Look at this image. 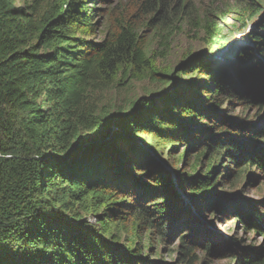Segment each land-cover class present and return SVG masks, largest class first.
I'll use <instances>...</instances> for the list:
<instances>
[{
	"label": "trees",
	"instance_id": "trees-1",
	"mask_svg": "<svg viewBox=\"0 0 264 264\" xmlns=\"http://www.w3.org/2000/svg\"><path fill=\"white\" fill-rule=\"evenodd\" d=\"M12 1L0 0V264H165L153 242L182 231L189 215L180 193L215 207L210 197L221 174L212 175L223 162L264 171V155L242 143L258 133L238 134L245 128L232 126L216 100L256 101L255 115L264 111V13L244 31L260 1L229 0L191 19L207 52L244 31V43L221 55L234 72L227 80L216 75L210 53L153 71L150 60L166 56L169 31L189 22L186 0H126L148 17L108 15L99 41L88 38L97 33L96 6L106 0H63L50 11L39 0ZM144 78L172 93L158 102H117L119 90ZM109 91L113 100L97 110L96 98ZM189 150L197 155L186 164ZM235 209L264 234L257 213ZM189 236L178 237L181 264L195 261ZM203 246L207 258L218 251ZM249 249L242 264H264V253Z\"/></svg>",
	"mask_w": 264,
	"mask_h": 264
},
{
	"label": "rangeland",
	"instance_id": "rangeland-1",
	"mask_svg": "<svg viewBox=\"0 0 264 264\" xmlns=\"http://www.w3.org/2000/svg\"><path fill=\"white\" fill-rule=\"evenodd\" d=\"M63 0H39L40 6L43 10H49ZM260 1V2H259ZM260 3V9L255 16H252L248 21H245L244 31L253 29V24L259 19L260 15L264 13V0H258ZM14 5H21V0H13ZM229 5V0H186V8L184 9L187 16L190 18L188 24L184 23L179 25L177 28H172L169 31V38L167 40L168 52L164 58H151L150 62L153 71L156 73H162L165 71H170L176 68L181 61H184L187 54L191 56L195 55L200 58H204L205 54L210 53L209 61L213 62L216 75L220 78L221 74L225 76V79L231 78L234 74L233 70L229 67L228 63L222 60L221 55L224 49L231 47L233 45H239L244 43V37L242 33L231 32L222 42L221 48H217L212 52H207L204 48L203 42L201 40V35L195 30L192 25L191 19H199V17L207 11H217L220 6L227 7ZM100 12L94 20L97 24V33L94 36H90L88 41L101 40L104 35V21L106 16L122 14L129 19L134 16L133 20L142 21L148 16L137 11L135 7L130 5L129 1L119 0H106L105 3H100L96 6ZM167 23H169L167 21ZM140 35L147 41L151 38L150 31L148 29L143 30ZM154 42L149 43V49L154 48ZM245 62V60H242ZM236 70L242 71L243 66L240 70L235 66ZM254 74H258L255 71ZM260 74V73H259ZM257 79H254L256 82ZM264 85V80L262 81ZM152 90L153 95L156 96H146L144 90ZM161 89V90H158ZM170 89L156 84L150 81L148 78H144L141 81L134 82L129 89H122L117 92V102L120 103L128 97H132L135 100L144 99L146 101H160L162 94L166 92L169 93ZM164 93H161L163 92ZM221 92V91H220ZM161 93V94H160ZM172 91L170 90L171 94ZM222 94V93H220ZM113 91L106 92L103 95H99L95 102L97 104L96 109L100 110L102 106H107L108 102L113 100ZM146 96V97H145ZM181 96H184L181 95ZM216 100L220 101V107L218 108L219 113L227 117L228 122L232 126L240 125L244 130L238 131V134H243L250 136L252 133H258L257 138L251 140L242 141L245 147L256 149L264 155V111L259 112L256 116V101L253 104L247 102H236L232 99H228L223 95H218ZM5 116L8 117V122L12 124L14 116L11 110H4ZM223 128L230 134H237L236 128H232L229 124H221ZM220 124L217 128L221 127ZM222 128V127H221ZM18 127H15L17 130ZM213 139H215L212 136ZM247 139H250L247 137ZM177 151L174 152L175 155L181 153V148L177 147ZM197 150H189L187 156L185 157L184 163L190 164L193 158L197 155ZM219 159V158H218ZM208 158L205 157L201 160L202 166L205 165ZM220 161V159H219ZM218 165V160L216 161ZM222 168L212 175V180L221 174L215 182L214 195L210 197L215 201L214 206L210 204L208 207L204 204L193 203L189 200L183 193H180V199L184 208H187L188 220L185 223H181L183 227L182 231L177 234H171L167 239L165 244L155 243L154 250H156L157 256L162 257V261L165 264H181L179 257L177 256L176 249L179 245L178 237L182 234H189V239H192L195 243L193 246L196 248L194 251L195 261L193 264H237L233 257H222L215 258L210 255L208 258L206 255V248L203 246L205 242H211L215 244V248L221 250L238 248H249L259 249L264 253V234L257 233L254 227L247 225L243 218L245 216L240 215L237 207H242L246 213L247 209L252 210L257 213L262 219L259 227L264 225V171L256 168L254 165H246L245 169H241L244 164H226L222 163ZM181 167L183 163H181ZM186 168V167H184ZM213 201V202H214ZM200 202V201H199ZM195 204V205H194ZM236 205V207H235ZM211 207V208H210ZM246 207V209L244 208ZM260 213H259V212ZM186 212V211H185ZM215 214V217L214 215ZM186 215V214H185ZM240 215V216H239ZM90 218V217H89ZM185 221V218H183ZM183 221V222H184ZM264 227V226H263ZM170 226L168 227V229ZM170 230V229H169ZM189 232V233H188ZM168 233V231H167ZM188 236V235H187ZM157 256L155 259L158 261Z\"/></svg>",
	"mask_w": 264,
	"mask_h": 264
},
{
	"label": "water",
	"instance_id": "water-1",
	"mask_svg": "<svg viewBox=\"0 0 264 264\" xmlns=\"http://www.w3.org/2000/svg\"><path fill=\"white\" fill-rule=\"evenodd\" d=\"M215 175V174H214ZM263 232H264V230H262ZM218 249V251L216 250V251H212L211 252V255L214 257V259L215 258H222V257H226V255H227V257L229 256V257H231V256H235V260H236V263L237 264H242V262H243V258L242 257H244V258H249L248 256H250L249 255V253H248V251L249 250H247V249H245V248H240V254H234V253H232L231 251H225L224 249L223 250H221V249H219V248H217ZM228 253V254H227ZM241 253H242V255H241Z\"/></svg>",
	"mask_w": 264,
	"mask_h": 264
}]
</instances>
